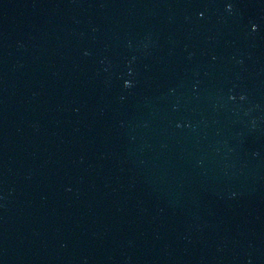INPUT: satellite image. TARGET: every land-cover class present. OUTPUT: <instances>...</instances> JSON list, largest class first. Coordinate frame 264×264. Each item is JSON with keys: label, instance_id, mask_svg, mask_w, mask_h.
<instances>
[{"label": "water", "instance_id": "95a60500", "mask_svg": "<svg viewBox=\"0 0 264 264\" xmlns=\"http://www.w3.org/2000/svg\"><path fill=\"white\" fill-rule=\"evenodd\" d=\"M0 264H264V0H0Z\"/></svg>", "mask_w": 264, "mask_h": 264}]
</instances>
